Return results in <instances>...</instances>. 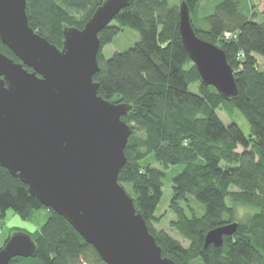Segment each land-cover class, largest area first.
<instances>
[{"label":"trees","instance_id":"1","mask_svg":"<svg viewBox=\"0 0 264 264\" xmlns=\"http://www.w3.org/2000/svg\"><path fill=\"white\" fill-rule=\"evenodd\" d=\"M171 1L133 0L99 33L100 69L94 75L99 95L133 106L122 117L133 132L119 182L163 255L178 264H264V10L258 19L259 13L250 12L253 7L247 0H220L212 6L213 0ZM183 1L196 34L225 50L235 72L237 96L227 98L202 82L181 38ZM102 2L27 0V14L31 26L61 48L65 27L82 29ZM208 10L213 11L208 14ZM193 13L203 25H195ZM125 27L138 31L140 40L105 58L103 47ZM226 32L232 34L228 39ZM0 51L20 61L1 39ZM196 83L198 92H193L190 85ZM235 109L248 120L249 135L236 121L227 124L219 114ZM149 156L160 167L144 165ZM179 165L182 170L173 179L170 200L176 215L171 226L189 246L154 226L165 216L159 210L166 170ZM189 196L203 206L202 214L192 207ZM240 206L254 211L240 218ZM10 209L26 220L46 210L48 218L32 235L37 254L14 257L9 264H107L64 216L44 206L27 184L0 165V221ZM233 222L238 223L237 231L225 235L222 245H205L211 229Z\"/></svg>","mask_w":264,"mask_h":264},{"label":"water","instance_id":"2","mask_svg":"<svg viewBox=\"0 0 264 264\" xmlns=\"http://www.w3.org/2000/svg\"><path fill=\"white\" fill-rule=\"evenodd\" d=\"M132 1L103 0L82 29L65 27L60 48L31 26L27 0H0V39L20 59L0 51V165L64 216L107 264H178L163 255L119 182L133 132L122 117L133 106L103 98L94 80L99 33ZM180 33L202 82L237 96L225 50L196 34L185 1ZM237 228L233 222L211 229L205 245H222ZM37 250L32 234L14 231L0 249V264Z\"/></svg>","mask_w":264,"mask_h":264},{"label":"rangeland","instance_id":"3","mask_svg":"<svg viewBox=\"0 0 264 264\" xmlns=\"http://www.w3.org/2000/svg\"><path fill=\"white\" fill-rule=\"evenodd\" d=\"M176 0H172L171 3L173 4ZM211 6L214 3H217L220 0H213ZM244 1V0H242ZM252 5L253 8H261L262 0H247ZM178 2V0L176 1ZM245 2V1H244ZM250 4V5H251ZM213 10H208V14L212 13ZM192 18L194 20V23L196 26L203 25V22L201 20H197V17L195 13L192 14ZM115 23V22H114ZM140 40V33L133 28L125 27L122 29V31L114 38V40L105 45L102 49V53L105 56V58L112 57L117 52H123L131 47H133L138 41ZM263 62V59L260 58V63ZM190 90L193 92H198V84H191ZM219 114L223 121L225 123H230L232 120L236 121L246 135H249L250 133V125L248 120L244 117V115L238 110L235 109L232 112H226L224 110H219ZM241 151V149H239ZM144 165L150 164L154 167H160L159 163L156 161L154 156H149L147 159L143 161ZM182 170V165L179 166H173L166 170V177L163 180L164 182V198L160 205V214H164V218L161 221V223H155L156 229H165L167 230L171 235L178 238L184 246H189L190 242L184 238H182L179 233L173 229L171 226V221L176 219L175 213L170 208V200L172 196V186H173V179L174 177ZM190 204L193 208H195L196 212L198 214H202L204 211V208L200 203L193 198L192 196H189ZM185 206V204L183 203ZM188 213L191 214L189 209L187 208ZM254 211L252 208H248L245 206L238 207V215L240 218H243L248 212ZM48 218V211L46 210H39L36 212L33 219L26 220L20 217L18 214L15 213L14 210L10 209L7 211V215L4 220L0 221V246L3 244V242L6 240V238L13 233L14 231H27L32 235H35L40 231L42 225L46 222Z\"/></svg>","mask_w":264,"mask_h":264},{"label":"crops","instance_id":"4","mask_svg":"<svg viewBox=\"0 0 264 264\" xmlns=\"http://www.w3.org/2000/svg\"><path fill=\"white\" fill-rule=\"evenodd\" d=\"M253 4H251L250 6H252ZM263 10H264V0H262V4H261V8L260 7H258V8H253V10H250V12H252V13H259V15H257V18L258 19H261L262 18V13L261 12H263Z\"/></svg>","mask_w":264,"mask_h":264},{"label":"built area","instance_id":"5","mask_svg":"<svg viewBox=\"0 0 264 264\" xmlns=\"http://www.w3.org/2000/svg\"><path fill=\"white\" fill-rule=\"evenodd\" d=\"M232 36V34H231V32H226L225 33V37L228 39V38H230ZM0 231H1V229H0Z\"/></svg>","mask_w":264,"mask_h":264}]
</instances>
